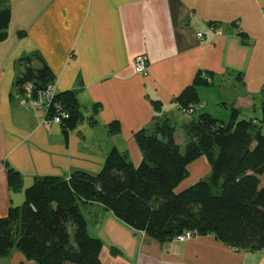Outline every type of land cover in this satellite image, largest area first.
I'll use <instances>...</instances> for the list:
<instances>
[{"label":"crops","instance_id":"1","mask_svg":"<svg viewBox=\"0 0 264 264\" xmlns=\"http://www.w3.org/2000/svg\"><path fill=\"white\" fill-rule=\"evenodd\" d=\"M4 4L11 14L0 42L1 217L22 205L35 177L76 170L94 175L113 147L137 165L136 131L169 119L177 132L205 109L201 95L209 91L201 86L192 115L176 101L198 72L226 92L224 109L237 108L238 119L260 125L264 0H0ZM34 54L54 73L55 92L76 93L83 119L67 138L15 87L19 59ZM138 55L148 58L144 74L135 72ZM40 65L32 59V66ZM112 121L120 125L116 135L108 133ZM5 162L20 173L19 189L8 184ZM187 168L190 177L176 190L210 172L204 156ZM82 211L89 234L102 240L101 264H264L263 251L234 249L212 235L159 242L98 203ZM28 262L18 250L0 258V264Z\"/></svg>","mask_w":264,"mask_h":264},{"label":"trees","instance_id":"2","mask_svg":"<svg viewBox=\"0 0 264 264\" xmlns=\"http://www.w3.org/2000/svg\"><path fill=\"white\" fill-rule=\"evenodd\" d=\"M10 14L8 4L0 7V42L7 36ZM33 58L40 60L39 67L32 66ZM18 63L15 87L20 93L26 83H31L33 97L53 85L55 75L39 55H26ZM211 84L210 75L198 72L176 97L180 108L192 115L197 88ZM57 106L68 113L59 123L67 138L83 119L76 93L55 92L49 118ZM238 114L232 107L228 121L205 111L192 116L182 125L183 145L169 119L136 131L142 154L137 165L127 151L113 147L94 175L76 170L67 177H35L24 189L22 205L10 206L0 216V258L18 250L35 264H101L102 240L89 234L82 211L92 203L159 242L193 231L234 249L264 252V87L260 125L240 120ZM107 129L116 135L120 125L112 121ZM200 156L209 164L208 176L176 190L188 176V165ZM5 167L8 184L19 189L20 173L6 162Z\"/></svg>","mask_w":264,"mask_h":264},{"label":"built area","instance_id":"3","mask_svg":"<svg viewBox=\"0 0 264 264\" xmlns=\"http://www.w3.org/2000/svg\"><path fill=\"white\" fill-rule=\"evenodd\" d=\"M262 10L264 13V7ZM197 36L201 37V33H197ZM147 64H148V58L145 55L136 56L134 60L135 72L138 74L146 73ZM54 93H55L54 85L50 84L44 90L38 91V93L33 97L31 83H26L24 85V96L26 97V99L30 101V103L35 109L43 110L46 112V114L49 108L50 99L52 98ZM188 111H190V109ZM66 117H68V113L65 110H63L61 106H57L55 109V113L51 115L49 120L53 123L59 124L61 122V119ZM195 236H198L195 232L185 231L184 233L178 235L176 237V240L179 241L187 240Z\"/></svg>","mask_w":264,"mask_h":264},{"label":"rangeland","instance_id":"4","mask_svg":"<svg viewBox=\"0 0 264 264\" xmlns=\"http://www.w3.org/2000/svg\"><path fill=\"white\" fill-rule=\"evenodd\" d=\"M227 84V88L229 89H232V82L231 80H228V82L225 83V86ZM223 86V85H222ZM203 88H206L208 89L209 92L207 93H203L201 95L202 98H206L205 99V102H206V106H205V109L204 110H201L202 111H205V112H209L212 114V116L216 117V118H219V119H222L224 121H228L229 120V115L227 116L226 113H230L231 112V109L228 108V110L224 109V102L226 101L223 96L226 94L225 91L222 90V87L221 85H208V86H201ZM176 140L179 142H184L185 140V136H184V133L181 129H177V132H176ZM190 177V175L187 176V178ZM92 230V227L90 226V230ZM26 259V258H25ZM28 260V259H26ZM28 264H35V262L33 260H28Z\"/></svg>","mask_w":264,"mask_h":264}]
</instances>
